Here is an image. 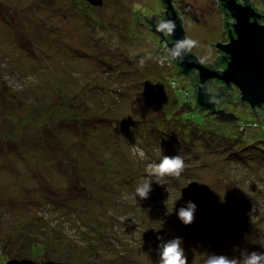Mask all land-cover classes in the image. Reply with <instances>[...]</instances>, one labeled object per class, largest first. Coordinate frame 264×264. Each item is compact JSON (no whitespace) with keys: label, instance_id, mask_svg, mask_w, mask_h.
Here are the masks:
<instances>
[{"label":"rangeland","instance_id":"rangeland-1","mask_svg":"<svg viewBox=\"0 0 264 264\" xmlns=\"http://www.w3.org/2000/svg\"><path fill=\"white\" fill-rule=\"evenodd\" d=\"M3 1L0 264H159V244L175 237L188 264L264 252V121L236 101L219 106L235 121L184 112L190 78L158 33L134 21L158 13L160 0L99 10ZM177 1L194 54L216 59L213 43L230 41L218 4ZM252 1L264 15V0ZM177 154L179 177H148V164ZM144 178L152 191L140 200ZM188 201L197 207L185 225L177 212Z\"/></svg>","mask_w":264,"mask_h":264},{"label":"water","instance_id":"water-1","mask_svg":"<svg viewBox=\"0 0 264 264\" xmlns=\"http://www.w3.org/2000/svg\"><path fill=\"white\" fill-rule=\"evenodd\" d=\"M166 1L168 2L169 9L173 11L170 2L168 0ZM221 1L223 2V6L235 19V22L231 25L230 32H226L230 41L228 43H222L221 40H216V43L212 42L218 47L221 53L226 55V68L222 72L213 68L212 64L218 56L211 62L206 63L201 61L193 51L188 53L187 50L183 48L179 49V57L172 55V58L176 61L177 66L182 69L184 75L187 76L192 71L199 72L196 98L198 104L202 108L213 109L212 107L214 104L218 102V97H215L214 101H210L213 94H209L208 92V82L214 78L226 83L227 86L234 84L241 92L240 100L242 102L248 103L252 108L261 107L264 105V24H262L260 20L264 15L257 11L258 9L256 10L254 6L240 3L238 0ZM214 7L219 9V5ZM150 17L154 18L155 16L152 14ZM169 20L175 22V27L171 34L172 39L168 42L170 51L173 53V51L176 50V43L186 37L183 24L185 21L183 22L182 16L178 15L175 11H173V15ZM134 21L137 24H142L140 21ZM224 27L226 30L225 23ZM225 30H222L221 33L224 34ZM236 103L237 102H235V104ZM210 113L217 117L212 118L221 121H235L238 120L239 117L234 112L226 111L225 107L211 110ZM259 118L261 117L257 116L256 119L259 121ZM6 264L72 263L53 261L38 263L30 259H15L8 261Z\"/></svg>","mask_w":264,"mask_h":264},{"label":"clouds","instance_id":"clouds-1","mask_svg":"<svg viewBox=\"0 0 264 264\" xmlns=\"http://www.w3.org/2000/svg\"><path fill=\"white\" fill-rule=\"evenodd\" d=\"M175 27V22L159 18L156 22V30L162 32L165 36H170ZM198 46V41L185 37L176 43V50L172 55L179 57V49H186L188 53L193 48ZM141 158L143 153L141 152ZM186 168L185 160L179 154L169 156L163 155V158L158 163H150L147 165L145 171L148 177H156L157 182L161 183L166 177H179ZM152 180L144 178L139 182L135 188V196L140 200L147 199L149 193L152 191ZM196 204L188 201L185 207H181L177 215L179 219L185 224H191L195 219ZM169 213L172 211L168 210ZM159 264H188L185 250L182 246V238L175 237L167 241H162L159 244ZM203 264H264V252H243L241 258L229 257L224 254L211 253L204 260Z\"/></svg>","mask_w":264,"mask_h":264},{"label":"trees","instance_id":"trees-1","mask_svg":"<svg viewBox=\"0 0 264 264\" xmlns=\"http://www.w3.org/2000/svg\"><path fill=\"white\" fill-rule=\"evenodd\" d=\"M238 2H240V0H238ZM240 3L250 4V5L254 6L256 8V10H257V6L251 0H243V2H240ZM260 22H262V24H264L262 20H260ZM169 41H163L162 44L165 45L168 48V51H169V54L171 56L172 62L175 64V66H177L176 61H174L173 58H172V53H171L170 48L168 46V42ZM206 65H209V64H206ZM212 66H213L214 69L218 70L219 72H222L226 68L227 65H226V61L221 59V60H216L215 62H213ZM176 69L179 70V72L181 74H183L182 73V69L180 67L177 66ZM184 76H186V75H184ZM187 77L190 78V80L192 82V86L194 88V91H193V97H191V99L187 98L189 92L188 91H184V93H185L184 95L186 96V98H184L182 109L185 110L184 111L185 113L189 112V111L193 112L194 110H196L197 112H199L201 114L202 118H205L206 114L210 113V112H207V110L209 111L210 109L202 108L198 104V101H197V98H196V96H197V86H198V82H199V72L198 71H192L189 75H187ZM219 83L220 84L218 85V88L215 90L216 92L215 93H209V94H213L211 96L210 101H212V100L214 101L215 97H218V101L222 105L229 103L230 100H233V102L236 101L239 105L241 104V105H244V106H250L248 103L242 102L240 100L241 92L234 84H232L231 87H230V86H227L226 83H224V82H222L220 80H219ZM211 85H214V84H210V82H208V92H209L210 87H212ZM224 102H226V103H224ZM214 105H216V104H214ZM251 111L253 112V114L255 116L261 117L263 119V121H264V105L261 106V107H255V108L251 107ZM238 119H239V117H238ZM188 120H190V119H188ZM254 122H256V123H258V125H260V123L258 121H249V123L251 125L256 124ZM196 125H200V124H196Z\"/></svg>","mask_w":264,"mask_h":264},{"label":"flooded vegetation","instance_id":"flooded-vegetation-1","mask_svg":"<svg viewBox=\"0 0 264 264\" xmlns=\"http://www.w3.org/2000/svg\"><path fill=\"white\" fill-rule=\"evenodd\" d=\"M68 1H70L71 4L74 7H79V8L81 7V8H86V9H89V7H91V8H94V10H99L100 8L104 9V8H107L106 6H109L107 4V1H109V0H68ZM112 1H114V0H112ZM168 1L170 2L171 6H172L173 11H175L178 15L182 16L181 12L179 10L180 8L177 6V2L178 1L177 0H168ZM213 1L219 5V9L218 10H219L220 15H222V17H223V21H224L225 26H226L225 34H226V32L229 33L230 29H231V25L235 22V19L232 16V14L223 6V2L221 0H213ZM240 2H243V0H240ZM0 3H2L3 6L6 7V10H7V8L9 9V7L7 6L5 1L1 0ZM4 11L5 10H3V7H2L0 9V13L1 14H5ZM173 11L171 9H169L168 2L166 0H160V10H159L158 13L156 12L154 14V16H155L154 18H152V17H150V16H148L146 14L140 13L141 16H143L145 18L143 20L142 24H147L150 29H152L154 32H157L158 35H159V39H162L163 41H169V40L172 39V36L171 35L170 36H165L162 32L157 31L156 30V22H157V20L159 18H163L166 21L169 20L172 17V15H173ZM228 40L229 39L227 37V41ZM217 56L218 57H217L216 60H221V59L225 60L226 59V55L224 53H221L220 51H218ZM217 81H219V79H217ZM209 82H210V84H214L215 83L212 80H210ZM218 85L219 84L211 85L212 87H210L209 93H215L216 92L215 90L218 88ZM229 103L233 104L234 102H232V100H230ZM215 104L216 105H214L212 107L213 109H210L209 111L207 110V112H211V110H214V109H222V108L219 107V106H221L219 101L217 103H215ZM226 111H231V110L227 109ZM210 115L212 117H215L211 113H210ZM215 118H217V117H215Z\"/></svg>","mask_w":264,"mask_h":264}]
</instances>
